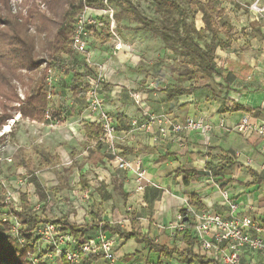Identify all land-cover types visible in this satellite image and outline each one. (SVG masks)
Here are the masks:
<instances>
[{
	"label": "crops",
	"instance_id": "crops-1",
	"mask_svg": "<svg viewBox=\"0 0 264 264\" xmlns=\"http://www.w3.org/2000/svg\"><path fill=\"white\" fill-rule=\"evenodd\" d=\"M234 2L251 4L254 0ZM261 4L264 5V0ZM248 13L251 19V22L249 21L251 33L246 34L245 30H242L245 27L241 26L240 36L231 37L228 48L215 51L216 57H223L220 60V72L212 78L206 77L205 83L197 85L199 88L194 92L170 101L166 98L164 88L146 90L140 93V107L135 106L132 94L127 91L125 77L133 79L134 75L122 64L129 61L128 57L119 60L120 54L110 57L109 54L105 55L97 50L91 51L87 44V51L93 61L105 66V78L99 85L96 96L116 128L117 150L130 164L140 161L145 171V185L137 192L132 170L117 169L104 144L97 143V139L92 142L85 139V126L95 124L100 127L91 115V120L83 126L82 133L88 143L84 152L87 160L90 158L88 164L96 165L104 172L98 184V195L102 201L110 200L112 197L110 190L116 185L129 214L123 215L124 222L121 225L112 224L108 220H93L91 223L79 225L66 218H60L76 226L90 227L78 241L96 239L101 225L106 224L109 228L103 234L114 243L117 264H201L195 257L203 260V264H219L215 256L201 250L198 233L194 228L195 222H192L193 226L187 232L171 235L167 226L174 222L177 214L190 206L197 214L209 212L227 219L248 217L264 226V138L254 129L264 127V17L249 11ZM237 24L243 25V22L239 21ZM231 25L233 26L232 23ZM227 38L229 36L223 41ZM234 39L236 51L230 49ZM90 40L91 37L88 42ZM82 61L86 64L85 58ZM85 71L83 81L72 84L78 88L77 92L70 88L69 82L68 89L72 95L79 92L86 94L82 89L87 88L85 77H95V72L90 71L88 66ZM54 73L55 71L53 75ZM54 80L55 78L51 81L52 90L48 89L50 98H47L46 94L49 104L52 93H55L54 89H57V84L55 82L52 84ZM186 82L187 86L196 85L191 80L181 85L187 87L184 85ZM235 105L250 109L251 113L256 110L258 112L250 115L251 113L243 110L235 111L233 110ZM63 113L66 117L75 115L72 108ZM78 113L80 114L79 111ZM143 113L163 114L176 123L188 119L200 121L209 129L179 133L168 131L164 136H158L155 127L154 134L158 139L154 141V134H146L140 130L130 131V122L134 119L142 121ZM244 117H248L252 129L241 134L235 128ZM47 122L44 120V123ZM3 136L4 134L0 135L1 138ZM228 162L233 165L222 179L219 176L211 178L202 175L206 164L221 169L225 168ZM184 170L189 171L187 180L185 174L181 172ZM190 170L200 175L192 177L193 173ZM223 192L227 193V200L223 198ZM22 198L25 200L24 196ZM229 204L236 206L234 213H230ZM116 215L120 216L119 213L114 214ZM123 232H134L140 237L147 238L154 245L175 251L168 258L163 257L160 253L151 251L144 243H139L133 238L121 237L120 234ZM210 241H213L212 238ZM187 250L191 251V255L183 256ZM244 255V259L250 264L259 261L258 257ZM88 257L91 256H84ZM93 257L96 258H88L87 264H105L101 256ZM57 260L60 264V258Z\"/></svg>",
	"mask_w": 264,
	"mask_h": 264
},
{
	"label": "rangeland",
	"instance_id": "rangeland-1",
	"mask_svg": "<svg viewBox=\"0 0 264 264\" xmlns=\"http://www.w3.org/2000/svg\"><path fill=\"white\" fill-rule=\"evenodd\" d=\"M168 1L173 5L160 9L151 0H131L139 12L159 28L165 25L186 24L200 29L202 27L201 14L194 9L193 4L201 2L212 3L218 10H223L224 13L220 17L214 18L219 30V37L222 40L226 36H240L241 26L245 27L242 30H245L246 34L251 33L249 2L237 4L234 0ZM8 5L12 14L21 16H25L30 8L37 9L52 24L58 23L61 20V15L68 9V5L66 3L64 5L63 1L56 3L51 0H8ZM176 7L179 12L175 11ZM115 12L116 8L108 1L102 6L92 8L90 12H86L85 15L94 21V25L91 26L94 30L93 32L89 31L87 42L90 37L91 40L87 44L91 51L97 50L105 55L109 54L110 57L120 54L119 60L128 57L129 61L122 64L127 71L134 73L133 79L125 77L127 91L130 94L136 93V96L140 97V93L146 90L150 91L151 88L160 87L164 90L173 88L179 84L178 75L180 73L198 72L196 65L194 66L188 58L181 55L182 53L173 42V38L166 43L161 36L132 31V28L139 24L128 20L116 22L113 20ZM180 12H183L185 19L181 18ZM239 18L241 19L239 20ZM239 21H242L243 25H238ZM75 22L76 19L73 22L74 26ZM52 24L49 27L51 34L56 30ZM223 24L228 25L230 29ZM29 32L35 34L33 28ZM47 41V37L39 34L37 36V51H40L43 46L45 47L44 43ZM235 44L234 39L230 48L233 51H236ZM87 53L85 56H80L82 57L80 60L88 57L89 70L100 74L104 80L105 66L94 62L90 53ZM222 58V56L221 58L216 57L217 72H220L219 66ZM65 61L62 70H54L57 74L54 73L55 80L52 84L55 82L57 89H54L55 93L53 92L51 96L48 109L51 119L47 123L38 125L22 120L13 110V108H19L24 101L29 79H37L44 65L34 73L19 70L16 79L12 81L17 99L13 103H8L6 112L13 117L6 122L5 127H8V130L4 131L5 127H2L0 131V135L4 134L3 139L0 140V198L5 205L41 219L52 221L66 218L79 225L91 223L93 220H108L112 224L121 225L124 222L123 215L129 214L126 210L127 205L123 203L116 185L110 190L112 196L110 200H100L97 188L102 177L101 174L104 173L103 169L88 164L90 158L87 160L84 154L88 143L84 139L82 129L92 116L89 114L85 92L72 95L68 89L69 79L65 80L64 73L65 70L73 69L71 68L73 64L71 59ZM44 76L43 83L45 85L47 73ZM190 78L192 83L199 86L206 81V77L199 73L190 75ZM184 85L187 86V82ZM135 106L140 107V103ZM69 108L75 112L72 117H66L63 113L67 112ZM2 112L0 107V113ZM56 112L63 120L57 119L59 116L56 115ZM31 175L40 183L46 200H40L33 185L29 183L28 179ZM22 196L25 197V200ZM117 213L120 214L119 217L114 216ZM0 219L10 221L13 226H17L19 234L21 233L19 230L24 228L10 217L6 209L0 211ZM31 232L35 247L33 259H36L37 263L59 264L58 256L48 257L52 249L42 237L44 226L39 225L32 228ZM101 233L103 234L100 230L96 234V238ZM80 241L83 242V240L78 242Z\"/></svg>",
	"mask_w": 264,
	"mask_h": 264
},
{
	"label": "trees",
	"instance_id": "trees-1",
	"mask_svg": "<svg viewBox=\"0 0 264 264\" xmlns=\"http://www.w3.org/2000/svg\"><path fill=\"white\" fill-rule=\"evenodd\" d=\"M68 5V9L61 15V20L58 23L52 24L42 12L37 9L28 11L25 16L20 14H12L8 5V0H0V107L3 110L0 113V130L6 125L8 120L12 119V115L7 113V107L10 103L15 102L17 96L14 94V86L12 81L16 79L17 71L26 70L28 73L36 72L40 67L44 65V68L40 76L36 78H30L28 83V90L24 101L20 104L19 108H13L17 112L19 118L35 122L38 124L44 123V116L48 111L49 101L46 98L48 88L50 91L52 87H46L44 85V75L49 69L62 70L65 60L71 59L73 69L65 70V80L68 78L70 88L77 92V87L72 84L83 81V77L86 74L87 65L80 60L71 49V41L74 36V21L83 13L84 8H96L102 6L103 0H51V2L61 3ZM111 5L116 8V12L113 14V20L119 22L121 20H128L139 25L132 28V31L152 33L157 36H161L164 42L168 43L172 38L174 43L179 47L181 55L188 58L190 63L197 67L200 75L207 78H212L217 70L215 66V51L216 49L224 50L229 47L231 37L223 41L218 37L219 30L214 22V18H218L223 14L222 10H218L212 3L194 2V9L201 14L202 27L196 29L195 27L180 24V25H165L163 27H157L147 18H145L139 10L133 5L131 0H107ZM157 5L158 8L163 9L170 7L173 3L168 0H151ZM168 1V2H167ZM179 9L176 7L175 11ZM181 18L185 19L183 12ZM184 22V21H183ZM54 25L56 30L53 34L49 33V27ZM223 26L227 27L223 24ZM33 28L32 34L29 30ZM88 31H93L94 28L89 27ZM47 33V35H46ZM43 34L48 38V41L44 43L46 46L37 51V36ZM193 71L183 72L178 75L179 85L173 88L165 90L167 100H173L177 97L188 95L199 88L197 85H189L187 87L181 84L185 81L191 80L190 75H195ZM206 87V86H203ZM84 91L86 87L82 88ZM9 103V104H8ZM233 110H243L247 113H251L250 109H243L238 105L233 107ZM258 110L253 111L250 115H255ZM57 119H61L60 114ZM85 139L88 142L95 141L101 134V129L95 124H90L84 127ZM3 138L0 137V140ZM225 168H219L212 164H206L205 171L202 175L209 176L211 178L220 177L222 179L233 164L228 162L225 164ZM193 173L192 177L200 175L190 170ZM185 174L187 180V174L189 171H181ZM39 196L40 200H45V193L40 186L37 179L31 175L28 179ZM192 205V204H191ZM6 209L10 217L15 219L23 230L18 236L12 234V227L10 221L0 219V264H34L30 261V257L33 256L35 247L32 242L31 229L39 225L53 224L57 226L63 233H67L73 242H77L78 239L86 232L90 227L76 226L64 219L47 220L41 219L34 215H29L27 212L18 211L13 207H9L4 204L0 198V211ZM98 226V224H95ZM109 226L106 224L101 225V232L108 230ZM18 232V230H17ZM121 237L130 239L133 238L139 243L146 244L151 251L160 253L163 257H169L175 250H167L166 248L154 245L147 238L140 237L134 232H123ZM21 237V238H20ZM190 250L183 253V256H190ZM96 258V257H88ZM88 258L84 256L77 263L69 262L65 256L60 258V264H87ZM196 259L203 260L198 257ZM43 264V263H37Z\"/></svg>",
	"mask_w": 264,
	"mask_h": 264
},
{
	"label": "built area",
	"instance_id": "built-area-1",
	"mask_svg": "<svg viewBox=\"0 0 264 264\" xmlns=\"http://www.w3.org/2000/svg\"><path fill=\"white\" fill-rule=\"evenodd\" d=\"M262 0H254L248 5L249 12L264 17V5ZM107 0H103L106 3ZM92 8H84L82 14L76 18L74 26V36L71 41L72 51L81 56L88 54L87 38L89 27L94 25L92 18L87 17L86 12H90ZM86 64L89 63L88 57H85ZM53 79L52 70L47 71L45 79L46 87L51 86ZM103 78L100 74L95 77H85L87 85L86 96L88 97V110L93 116L95 122L100 125L101 134L97 138V143L104 144L107 154L111 161L119 170H132L135 176L136 191L139 192L145 185V171L140 161L130 164L119 153L116 147V128L113 125L112 118L102 108V103L98 99L97 91ZM49 89V88H48ZM136 104L140 103V98L133 94L131 96ZM47 98H50V91H47ZM142 121L134 119L130 122L131 130H140L146 134H154V128L157 129L158 136H164L168 131L179 133L181 131H207L209 127L200 121L188 119L182 123L172 122L163 114H142ZM45 120L51 119V114L46 111ZM238 133L244 134L252 127L249 124L248 117L241 119L236 126ZM257 133L264 138V127H255ZM157 135H153V140L157 141ZM223 198L227 200V193L223 192ZM230 213H234L236 206L229 204ZM195 222L194 228L198 233V239L201 250L206 254L215 256V260L219 264H250L244 259V254L250 257H258L256 264H264V226L256 223L248 217H231L223 218L217 214L202 212L197 214L190 206H187L181 213L175 216L174 222L167 226V230L172 236L187 232ZM12 234L18 236L17 226L12 227ZM43 239L51 247L52 251L48 257L52 255L61 258L65 256L69 262L77 263L83 256H101L105 264H117L114 252V243L107 239L102 233L99 237L83 242H73L72 238L59 230L53 224L44 226L42 234ZM212 238L213 241H210ZM30 261L37 264V260L30 257Z\"/></svg>",
	"mask_w": 264,
	"mask_h": 264
},
{
	"label": "bare ground",
	"instance_id": "bare-ground-1",
	"mask_svg": "<svg viewBox=\"0 0 264 264\" xmlns=\"http://www.w3.org/2000/svg\"><path fill=\"white\" fill-rule=\"evenodd\" d=\"M8 130V127H5V130L4 131H7Z\"/></svg>",
	"mask_w": 264,
	"mask_h": 264
}]
</instances>
